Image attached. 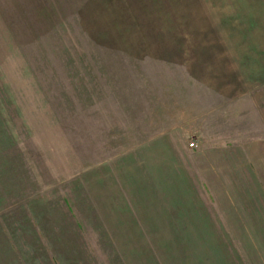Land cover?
Returning a JSON list of instances; mask_svg holds the SVG:
<instances>
[{
    "label": "rangeland",
    "instance_id": "rangeland-1",
    "mask_svg": "<svg viewBox=\"0 0 264 264\" xmlns=\"http://www.w3.org/2000/svg\"><path fill=\"white\" fill-rule=\"evenodd\" d=\"M262 80L264 0H0V264L223 259L193 151Z\"/></svg>",
    "mask_w": 264,
    "mask_h": 264
},
{
    "label": "crops",
    "instance_id": "crops-1",
    "mask_svg": "<svg viewBox=\"0 0 264 264\" xmlns=\"http://www.w3.org/2000/svg\"><path fill=\"white\" fill-rule=\"evenodd\" d=\"M247 98L244 109L255 115V125L240 138L213 135L209 148L193 151L201 158L194 168L212 200L208 212L194 219L191 235L208 238L201 249L209 247L210 258L214 251L223 253L210 264H264V80L248 88ZM228 253L234 255L230 260Z\"/></svg>",
    "mask_w": 264,
    "mask_h": 264
},
{
    "label": "built area",
    "instance_id": "built-area-1",
    "mask_svg": "<svg viewBox=\"0 0 264 264\" xmlns=\"http://www.w3.org/2000/svg\"><path fill=\"white\" fill-rule=\"evenodd\" d=\"M189 146H190V147H193V146H194V144L191 142V143H189Z\"/></svg>",
    "mask_w": 264,
    "mask_h": 264
}]
</instances>
